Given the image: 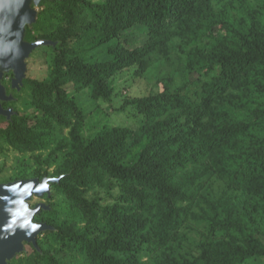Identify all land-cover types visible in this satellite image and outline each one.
Listing matches in <instances>:
<instances>
[{
    "label": "trees",
    "instance_id": "1",
    "mask_svg": "<svg viewBox=\"0 0 264 264\" xmlns=\"http://www.w3.org/2000/svg\"><path fill=\"white\" fill-rule=\"evenodd\" d=\"M236 1L240 9L219 13L212 0L42 3L59 21L41 36L57 43L54 68L49 79L29 81L40 116L8 121L11 144L22 152L43 149L53 122L65 126L69 115L82 117L66 82L109 99L113 75L135 64L147 67L155 53L167 56L179 35L191 43L188 61L199 75L180 88L165 84L158 94L133 100L144 117L138 131H108L78 144L54 186L88 227L49 224L56 229L45 233L48 238L90 264H243L264 256L245 204L233 207L227 220L212 219L215 229L230 234L229 241L203 244L192 260L173 247L153 254L191 216L196 191L189 189L206 175V163L258 205L264 203V0ZM136 26L146 29L145 39L131 48L124 35ZM100 48L107 57L92 53ZM88 186L120 189V196L112 207L104 206L97 194L83 192ZM45 245L38 240L35 247L43 259ZM49 264L71 262L52 255Z\"/></svg>",
    "mask_w": 264,
    "mask_h": 264
},
{
    "label": "rangeland",
    "instance_id": "2",
    "mask_svg": "<svg viewBox=\"0 0 264 264\" xmlns=\"http://www.w3.org/2000/svg\"><path fill=\"white\" fill-rule=\"evenodd\" d=\"M97 2L98 0H93ZM254 0H249L252 2ZM216 12H227L233 8L237 10L239 4L236 0H212ZM240 9V8H239ZM50 5L38 7V17L35 24L27 29V40L35 42L41 36L52 33L59 21L48 11ZM146 29L136 26L125 32L124 39L128 45L136 47L144 42ZM41 38V39H40ZM191 43L179 35L169 44L168 55L153 54L147 67L139 64L132 65L111 77L110 86L112 94L109 99L96 98L89 91H78L77 87L66 82L64 88L71 97L75 96L77 106L82 110V117L76 114L67 117V125L60 126L53 122L50 130V140L46 146L36 152L20 151L11 144L8 121L0 119V184H7L18 180L33 178L59 177L65 163L77 151L80 142H87L108 131L129 129L138 131L144 123V117L132 105V101L158 94L164 89L165 84L171 90L180 88L185 84L196 81L199 77L188 61ZM100 58L107 57L102 48L93 50ZM54 54L52 46H42L33 51L27 59V72L24 86L13 95L15 101L10 105L19 116H40L41 112L34 103L30 80L43 81L49 79L54 68ZM9 84V78L6 81ZM205 176L195 182L189 191H196L191 216L177 230L170 233L166 245L154 250V255H160L163 250L173 247L178 249L180 256L192 260L201 254L200 247L216 241H229L230 234L218 231L211 225L212 219L217 221L227 220L231 209L237 205H247L248 211L253 213L255 223V237L264 247V203L258 205L253 201L245 189H236L231 186L228 179L209 164H204ZM93 186V185H92ZM88 186L83 192L88 196L97 194L104 206L112 207L115 197L120 196V189L109 191L100 186ZM38 203L51 206L49 211H42L37 222H44L59 226L72 227L73 229H86L87 222L81 218L68 202L67 198L51 185V196L33 198L32 207ZM35 219V220H36ZM56 229V228H55ZM232 234V233H231ZM236 237L240 238V235ZM39 241L46 243L44 259L37 255L32 244H25L23 253L17 255L9 264H49L50 256L62 262L71 264H90L87 258L74 249L66 250L65 247L53 238H48L45 233ZM147 263L152 262L150 257ZM243 264H264V256L247 259Z\"/></svg>",
    "mask_w": 264,
    "mask_h": 264
},
{
    "label": "water",
    "instance_id": "3",
    "mask_svg": "<svg viewBox=\"0 0 264 264\" xmlns=\"http://www.w3.org/2000/svg\"><path fill=\"white\" fill-rule=\"evenodd\" d=\"M44 1H55V0H26L23 11H28L31 16V25L36 23L38 17V7ZM18 27V20L13 25V30ZM27 30H24L21 41L22 55L20 58L12 65L8 67L0 66V115L6 116L8 119L14 114L13 109H3L1 102L2 101H11L13 97H8L6 94V88L3 86L2 81L5 78L6 74L13 73L14 77L12 79V88L20 91L24 86V80L26 79L27 72V59L30 57L31 53L37 48L42 46H56L57 43L50 40H38L35 42L26 41ZM63 176L59 177H45L42 180L39 178H33L29 180H18L15 182H10L7 184H0V195H9L7 190L4 188V185H14L19 183L23 189L22 195L26 196L25 203L29 208H39L40 211L36 213V216L33 218V222H37L35 219L42 211H49L51 206L45 203H38L34 207L31 205L33 198H43L45 195L48 197L51 196V185L58 184ZM45 183L48 184L46 191H35L34 189L42 187ZM25 185H31V187H25ZM31 191V195L27 196V193ZM4 203L0 201V229L3 225L7 223L8 215L4 211ZM41 227L32 234L31 237H28L24 234L23 231L17 230L15 236H10L8 239H0V264H9L17 255L21 254L25 250V244H32L34 247L38 248L39 237L48 231H53L55 228L47 223L38 222Z\"/></svg>",
    "mask_w": 264,
    "mask_h": 264
},
{
    "label": "clouds",
    "instance_id": "4",
    "mask_svg": "<svg viewBox=\"0 0 264 264\" xmlns=\"http://www.w3.org/2000/svg\"><path fill=\"white\" fill-rule=\"evenodd\" d=\"M34 2V0H33ZM26 0H0V66L8 67L14 64L22 55L20 47L24 30L31 25V16L28 11H23ZM18 20V27L13 30V25ZM31 187V185H25ZM9 195H0V201L4 203V211L8 215L7 223L0 229V239H8L15 236L17 230L23 231L31 237L41 225L33 222L37 208H29L25 203L26 196L22 195L23 189L19 183L4 185ZM48 184L34 189L46 191ZM32 193L29 191L27 196Z\"/></svg>",
    "mask_w": 264,
    "mask_h": 264
},
{
    "label": "flooded vegetation",
    "instance_id": "5",
    "mask_svg": "<svg viewBox=\"0 0 264 264\" xmlns=\"http://www.w3.org/2000/svg\"><path fill=\"white\" fill-rule=\"evenodd\" d=\"M26 41H28L27 40V34H26ZM13 77H14L13 73L6 74L4 80L2 81L3 86H5V88H6V94H7V96L8 97H13V99L11 101H2L1 102V105H2L3 109L7 110V109H10L11 108V109L14 110V114L11 116L10 119H8L6 116L0 115V119L2 118L4 120H6V121H11L13 117H15V116L18 115L17 112H16V110L10 105V103H12V102L15 101V97L13 95V92L14 91L19 92L18 90L12 88V79H13ZM8 78H9V84L6 83V81L8 80Z\"/></svg>",
    "mask_w": 264,
    "mask_h": 264
}]
</instances>
